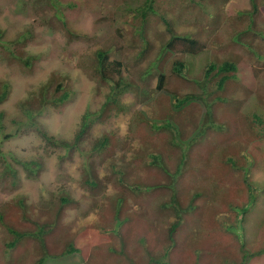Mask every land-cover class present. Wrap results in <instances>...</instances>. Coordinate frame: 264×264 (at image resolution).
I'll return each instance as SVG.
<instances>
[{"label":"rangeland","instance_id":"obj_1","mask_svg":"<svg viewBox=\"0 0 264 264\" xmlns=\"http://www.w3.org/2000/svg\"><path fill=\"white\" fill-rule=\"evenodd\" d=\"M119 1L121 5L118 0H0V81L11 84L7 100L0 105V111H5L4 127L0 124V253L12 238L4 226L33 230V221L55 220L52 231L47 232L49 245L55 250L56 241H60L65 250L72 241L78 251L49 258L45 264H157L170 260V264H187L181 257L162 258V241L148 244L149 238L157 237L155 232L164 234L171 225L173 219L158 206L167 204L171 214L170 201L178 192L179 206L194 204L185 216L187 230L192 233L182 242L181 251L190 249L215 261L224 253L250 251L255 253L253 261L264 264V124L253 120L255 113L264 116V1L260 0L251 23L249 15L236 12L250 6L249 0H232L230 4L229 0H214L210 10L214 15L205 20L200 8L192 12L181 0H157V13L150 14L145 26L150 47L142 60L135 55L140 49L129 43L141 41V35L134 32L139 28L132 13L143 0ZM127 7L134 10H122ZM112 13L117 21L113 26L106 21L108 26H104L99 18ZM193 14L196 17L190 16ZM163 16L175 32L201 36L204 47L199 54L184 53L179 46L165 50L171 32ZM247 27L252 30L234 39L236 30ZM115 28L125 36L116 37ZM105 44L112 47L110 60L123 62V78L117 72L108 73L116 79L106 80L94 74L93 52ZM7 46L10 51L4 50ZM21 48L33 56L21 60L17 56ZM175 60L188 63L187 80L173 74ZM225 61L240 66L239 72H231L238 78L233 77L225 91L202 93V100L173 112L172 128L156 130L151 126V121L164 122L160 102L172 98L167 90L148 97L151 93L147 88L156 87L158 74H166L169 87L186 95L198 92L195 80L205 78L210 62ZM55 72L70 77L66 84L73 94L58 110L45 109L38 120L56 138L72 140L85 112L102 108L110 96L115 99L119 93L120 105L109 102L112 107L104 118L114 130L112 136L121 140L128 137L126 148L119 150L129 163L123 181H119L122 175L115 173L111 161L104 164L89 143L82 142L73 150L54 146L27 117L20 116L18 102ZM212 83L213 89L217 81ZM218 96H223L222 100H216ZM204 98L215 102L218 128L202 125L205 135L201 136L198 130L192 131L203 121ZM179 126L182 138L189 137L190 144L185 147L188 156L179 165V173V162L166 160L176 176L174 184L166 186V172L146 166L147 160L135 156L147 148L167 156L180 152L183 148L170 143L171 134L181 139ZM103 128L98 127L94 135ZM7 133L11 137L5 138ZM235 156L243 158L240 164L246 165L243 171L248 173V182H243V172L232 168L230 159ZM33 160L40 166L30 175L25 166L30 161L29 168H35ZM155 184L160 186L155 188ZM121 195L123 199L134 196L140 205L131 210L126 205L121 212V205H114ZM61 198L70 201L57 216L65 203ZM113 210L121 224L113 218ZM36 245L31 240L19 243L10 260L33 264L39 257Z\"/></svg>","mask_w":264,"mask_h":264},{"label":"trees","instance_id":"obj_2","mask_svg":"<svg viewBox=\"0 0 264 264\" xmlns=\"http://www.w3.org/2000/svg\"><path fill=\"white\" fill-rule=\"evenodd\" d=\"M229 0V3L230 4ZM264 1V0H263ZM71 2V0H70ZM69 2V3H70ZM157 0H143L141 1L137 6H136V11L133 12V17L134 20L137 21L138 29H136L134 32L135 34L141 35L139 38L141 41L136 42H130L129 46L132 48H139L140 50H137L138 52L135 53V55H138L139 58L142 60L143 57L148 52V49L150 47V42L147 39L146 35L144 34L145 31V26H147L148 20L150 19V14L151 13H157V9L155 8ZM181 3L184 4L185 8H190V11L194 12L195 9L200 8L202 11V16H204V20L206 17L210 16L213 17V13L210 11L211 7L215 5L216 3L214 0H181ZM250 6L247 5L245 8H238L236 9V12L239 14H246L249 15L251 23L253 22L252 18H254V15L256 13V10L258 9V5L261 3L260 0H249ZM118 5H121V1L118 0ZM191 6L189 7V5ZM73 6V4H70ZM123 5L125 6L126 4L123 2ZM128 6V5H127ZM223 6H226V3H223ZM119 7V6H118ZM129 7V6H128ZM124 8L122 10L126 11L130 9L131 11L134 10V8ZM141 17L140 21H138V17ZM190 16H195V14L190 15ZM164 22L167 25L168 31L171 32V38L167 42L165 46L166 49H172L175 50L177 49L178 46L181 48L184 53L187 54H193L197 55L200 53L201 49H203L204 45L202 42V38L199 35H195L192 32H185V33H180V32H175L173 30V27L170 23L169 20L165 18V16L162 17ZM99 21H102L104 26H108L106 21L109 22L112 25V22L117 21L116 17H114V13H112L111 16H108L107 18H99ZM67 26V23H66ZM113 26V25H112ZM252 27V25L250 26ZM247 27L245 30L238 31L236 30L234 32V39L238 38V35L249 30H252V28ZM112 27H108V29H111ZM119 28V27H118ZM68 31L71 32V29L68 28ZM1 32V30H0ZM115 34L116 37L123 38L125 35L122 31L119 29L115 28ZM26 37V36H25ZM114 38V37H113ZM116 40V38H115ZM134 40V38H133ZM117 44H119V41H116ZM4 50L10 51L11 48L4 47ZM112 50V47L109 46V44H105L102 47H100L97 51L93 52V60L94 62L92 63V70L95 75H98V77L106 80V79H116L114 75L108 74V73H114L117 72L120 78H123V68L124 64L120 60H110L111 53L110 51ZM19 55L17 56L21 59H27L29 60L30 56H33L32 54H29L24 48H21V50H18ZM14 54V51H12ZM10 60V57L8 58ZM22 60V59H21ZM173 74L177 75L181 79L187 80V76L184 74L185 70L188 69V63L181 61V60H175L173 64ZM207 71L205 78L200 81H196L195 83L198 85V88L196 89L198 92H189L188 94H182L178 88L171 89L169 87V78L166 74L160 73L158 74V79H157V85L154 89L147 88L148 91L151 93L149 94L148 97L151 95L156 94V92H166V90L169 92L170 95H172V98H169V102L165 103L164 100L162 99L160 102V107L162 108V111L164 110L165 112H161L160 114L164 115V122H152L151 121V126L156 129V130H164L166 128H172L173 124L170 120H173L174 114H172L175 111L183 110L184 107H186L187 104L191 102H197V99L202 100V93H215V92H221L225 91L228 88V84L231 81L233 77H237L236 74H231V72H239L240 66L234 62V61H225L222 63H217V62H210L207 66ZM214 71L215 73L211 76L210 73ZM101 74L103 77H101ZM58 73H54V76H51L48 80L43 82L40 87L35 90V91H30V96L21 99L18 102V107L21 108V117H27L29 122L34 124L37 127V130L41 134V136L50 144L54 146H63L68 149H75L79 148V146L82 144V142L89 143L91 148L95 150V152L101 157V161L104 164H108L109 160L112 163V168L114 169L116 174H121L122 176L118 177L119 181H123L124 177L123 175H126L128 173L129 169V163L127 161L126 155L123 153L119 154V150L125 149L126 147L124 146V142H127L128 137L123 140L118 138L117 136H112L113 133V128L107 125V120L104 118L106 115V112L110 109L108 103L111 101L119 102V105L121 103V98L119 93L113 98V96L109 97L108 103H105V105L102 108L98 107V110H88L85 112V114L82 117V121L80 123V127L78 128L77 132L75 133V137L71 139H62L59 138L48 132V130L45 127H42L38 120V115L42 114L45 109L51 110V109H57L61 106H63L64 103L67 102V100L72 96L73 92L71 89L67 86L66 82H68V79L70 78L69 76H58ZM215 79L217 81V85L215 84L214 88L212 89V86L214 83H212V80ZM55 83V84H54ZM55 85V86H54ZM216 89V90H215ZM215 91V92H214ZM11 92V84L8 81H0V105L4 103L7 100L8 95ZM220 94V93H219ZM223 96H225L223 94ZM223 96H218L216 100H222ZM161 99V98H160ZM205 103V113L203 117V121L201 124H198L192 132H196L198 130V134L201 136L205 135L204 132V127L202 125H208L210 124L211 127L215 126L218 128L217 124V118H214V108H215V102L209 101L208 99L204 98L203 99ZM113 102V103H114ZM118 105V106H119ZM109 106V107H107ZM123 106L120 107V111L122 110ZM181 114V113H179ZM4 115L5 111H0V124L4 127ZM161 115V116H162ZM247 118V117H246ZM248 119V118H247ZM253 120H256L258 123H263L264 124V116H260L258 114L253 115ZM133 123V121H131ZM168 122V123H167ZM174 123V122H173ZM175 124V123H174ZM0 125V127H1ZM177 125V124H176ZM202 126V128L199 130V128ZM98 127H105L103 128L100 132L94 135L95 130ZM179 132H180V140H177L172 134L170 136V143L175 145L174 147L177 148H183L180 152L175 151L168 156L164 154L163 151H159L158 149L152 150L147 148L146 150H142L139 154H137L135 157H138L139 160L145 161L147 160V165L149 167H154L156 166L157 168H160L162 172H166L168 175V182L165 184L168 186L169 184H174L176 176L171 174L170 168L168 167V164L166 160L169 158H174L176 161L179 162L177 165V173L178 172V167L179 165L182 164V161L186 160L188 156V148H185L188 146L190 143H187V140L189 137L182 138V131H181V126H179ZM191 132V133H192ZM5 138L11 137V134L7 133L4 135ZM179 138V135H178ZM169 143V141H168ZM170 144V145H171ZM81 147V146H80ZM119 154V156H118ZM120 157L119 161L115 157ZM148 158V159H147ZM243 158H237L235 156L234 159H230L232 168L238 170L239 172L244 173V182H248V173L246 170L243 171V169L246 167V165H241L240 160ZM31 164H34L35 168L30 169V161H27L26 168L29 169V173L35 174L36 171L39 169V164L36 161H32ZM96 174V172H95ZM94 174V175H95ZM176 174V172H175ZM95 177V176H94ZM123 177V178H122ZM169 183V184H168ZM160 186L159 184H157ZM156 184L154 185L155 188H157ZM151 189L152 186L149 185ZM130 189H132V186H128ZM132 192V191H130ZM134 193V192H132ZM178 192H175L173 194V198L171 199L170 203L172 205V212L170 214L167 204H161L158 206V210L161 213L168 212V217L173 219L171 225H168L167 228H165V233L160 234L155 231V237L153 240L149 238V242H155V241H162L163 242V250L160 256L164 258L165 256L171 258H182L185 260L187 264H259L251 257H253L254 254H252L250 251L246 253L245 251L241 252H228L224 253L217 261L213 259L212 257H206L201 255L194 254L192 250L187 249L185 252L181 251L179 248L180 246H184L182 242L186 239V237L189 235L187 227H189L186 224V212L194 208V204L189 202L190 206H179L178 205V200H177V194ZM135 195V194H131ZM123 195H121L118 200L114 203L116 207L120 206L121 212L124 211V206L128 205L129 209L131 210L133 207H135L137 204L140 205V202H137V199L133 197L129 198L127 197L126 199H123ZM64 204L61 205L59 212L57 216L60 214V212L63 209V206L70 201L69 198H61ZM155 205V204H154ZM157 206V205H156ZM170 208V206H169ZM117 209V208H116ZM157 211V210H156ZM171 211V210H170ZM114 213V219L116 220L117 223L121 224V221L118 219V215H116V210H113ZM157 217L159 216V213L157 211ZM173 216V218H172ZM26 219H28V215H24ZM185 220V222H183ZM3 221V220H1ZM36 225L35 229H20L17 226L14 225V227L10 225L4 226V228L11 233L12 238L9 243H6V248H3L2 251L3 253H0V264H13L14 262L16 264H20L18 260L11 261L10 258L12 256V250L18 246L19 243L27 240H31L36 242V250L39 253V257L37 260L33 262V264H45L46 260L49 258H57L60 257L61 255L64 254H69L75 251H78L77 248H75V245L72 241H68L67 244L65 245V250L64 246L60 241H56L57 247L55 250H53L52 246L49 245L48 242V237H47V232L52 231L54 224L56 223L55 220H51L46 223H39L36 221H33ZM183 225H185V228L183 229ZM128 226V225H125ZM183 229V230H182ZM195 242L199 243L196 239ZM110 249L112 250L111 246H109ZM61 249V251H58L56 249ZM216 250V248H215ZM122 254V252L118 251L117 254ZM29 255V251H28ZM155 256L151 255V258ZM132 261V260H131ZM170 261H165V262H157V264H170ZM173 264V263H172Z\"/></svg>","mask_w":264,"mask_h":264},{"label":"clouds","instance_id":"obj_3","mask_svg":"<svg viewBox=\"0 0 264 264\" xmlns=\"http://www.w3.org/2000/svg\"><path fill=\"white\" fill-rule=\"evenodd\" d=\"M248 31H250L249 28H248ZM248 31H247V32H248ZM243 182H244V180H243ZM244 183H245V182H244ZM146 247H148L147 244H146ZM148 248H149V247H148ZM69 254H71V253H69ZM149 257L151 258V255H149ZM164 258H167V256H165Z\"/></svg>","mask_w":264,"mask_h":264}]
</instances>
